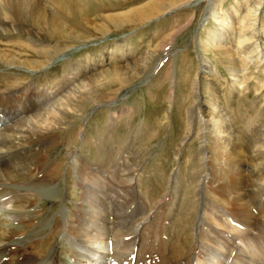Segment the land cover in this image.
<instances>
[{
  "label": "rangeland",
  "instance_id": "1",
  "mask_svg": "<svg viewBox=\"0 0 264 264\" xmlns=\"http://www.w3.org/2000/svg\"><path fill=\"white\" fill-rule=\"evenodd\" d=\"M85 1L93 3V0ZM208 1H212L217 8L214 13L210 8L206 10ZM257 1L193 0L191 4L167 12L163 11L168 8L159 11L156 17L143 23L114 29L103 35L94 33L92 26L76 33L77 30H72L70 25L71 17L67 18L68 24L45 7L47 21L53 24L55 34L52 35L45 28V22L31 24V28L18 31L0 32V77L23 84L18 94L14 95L15 99H12L22 100L32 89L55 96L51 107L57 110L53 117L58 128V143L48 151L45 163L53 166L57 164V176L51 182L53 185L35 187L33 191L42 205H35V209L42 214L34 220L39 235L36 240L45 241L49 237L42 249H49L53 261L55 258L67 260L68 254L75 249L68 242L71 236L65 231L68 223L66 226L64 223L69 220V223L74 224L77 218L83 193L82 183L87 179L80 173L82 168L89 167L93 170L99 168L103 172L118 170V175L120 171L133 170V179L129 182L137 184L138 204L148 214L147 219L138 226L139 233L147 232L159 222L172 228L170 225L176 220L173 216L179 209L178 203L188 195L187 201L191 200L188 204L193 206L195 212V223L190 222L189 232L193 234L192 242H196L199 230L204 227L200 225L206 212L202 202L209 203L211 199L213 183L210 171L218 156L209 155L204 148L211 127L205 128L203 122L205 118L211 121L214 115L213 107L210 108L214 101L211 93L215 92L216 100L221 102L227 114L235 116L237 123L233 145L239 148L240 153L233 156L228 165L238 166L236 160H240V164L241 160L247 162L245 143L251 133L254 135V128L251 122L246 126L245 122L254 119L261 123L264 120V0H260L259 4ZM146 2L137 0L131 4L136 7ZM251 5L258 6L253 26L248 28L252 21L248 17L239 25L238 19L244 16L246 8ZM221 18L225 21L220 22ZM226 21L228 24H225ZM61 25L66 27L58 31L57 27ZM220 25L230 27L228 31L225 30L229 43L222 40L217 42L216 29ZM71 31L75 33L71 39L56 37L57 32ZM175 31L177 33L173 35ZM238 36L245 39L243 51H247L255 42L262 56L259 61L252 55L245 56L246 59L238 56L242 51L232 53L234 57L231 59H222V49H215L213 41L220 47L229 46L233 51ZM120 40L129 41L127 47L133 48L131 54H123L128 51L127 48L110 51V42ZM19 44L23 49H18ZM43 45L48 47L45 50L47 53L34 57L36 51L43 50L40 49ZM99 53L105 60L102 64ZM4 57L16 65H8L9 60ZM24 60H37L35 70L25 64L17 66ZM201 63H209L215 75L206 72L207 68L203 69ZM130 65H139L142 70L138 79L124 84L118 90L112 86L102 94H85L83 89L86 84L101 76L103 70L113 66L127 68ZM231 69L238 72L233 75ZM211 79L216 82L213 89L210 88ZM233 80H236L237 85H233ZM72 88L78 93L72 94ZM68 93L72 94V99L69 98L66 105L72 106L76 100H83L86 105L81 110L69 112L64 105L60 106V98H65ZM101 95L102 98H96ZM196 99L203 104L200 112L196 107ZM186 121H190L191 126L188 135L184 130ZM245 168H248L247 164ZM245 178L247 180V175ZM87 181L90 182V179ZM142 185H150V189L143 190ZM183 187L188 188L189 193L186 194ZM223 189L225 192L227 188ZM228 191L231 193L230 188ZM155 192L160 194L155 201L161 204L158 203L159 206L153 209L152 203L148 204L145 199L150 200ZM134 194H137L135 190ZM130 195L131 198H137L132 195V191ZM214 201V208L224 210L228 217H234L230 212L234 210L231 200ZM241 202L240 206L244 205L247 209L245 199ZM248 209L250 212L252 209L257 218L262 214L251 207ZM261 218L256 221L264 225ZM59 229L62 230L58 232Z\"/></svg>",
  "mask_w": 264,
  "mask_h": 264
},
{
  "label": "bare ground",
  "instance_id": "2",
  "mask_svg": "<svg viewBox=\"0 0 264 264\" xmlns=\"http://www.w3.org/2000/svg\"><path fill=\"white\" fill-rule=\"evenodd\" d=\"M136 1L93 0V3L88 4L85 0H0V32L18 31L26 27L31 28V24L45 22V28L50 30L52 35L55 34L53 24L47 21L44 12V8L48 7L51 13L58 14L68 24L70 23L67 18L71 17L70 25L72 30H77L76 33L84 27L92 26L94 33L103 35L114 29L143 23L153 16L156 17L159 11L166 8L168 9L163 12L193 2V0H147L146 3L135 7L133 6L135 4L131 3ZM259 1L256 3L259 4ZM256 5L246 8L244 16L238 19L239 25L245 17H248V20H252L248 28L253 26L258 8ZM208 9L213 13L217 10L212 1L211 3L208 1L206 10ZM219 21L225 20L221 18ZM225 24H228V21ZM63 27L66 26L61 25L57 30L61 31ZM219 27L215 35L217 42L229 43L225 37V30L228 31L230 27L227 25ZM176 33L177 31L173 35ZM73 36L75 33L72 31L56 34V37L65 39H71ZM38 37L45 39L41 35ZM244 41V38L238 36L233 51L229 46L220 47L214 41L213 45L216 46L215 49H222L221 53L224 55L221 54L222 59H231L232 53L242 51L238 56L246 59L252 55L256 61H259L262 56L255 42L251 43L247 51H243ZM110 43V51L127 48L128 51L123 54L133 52L132 47H127L129 41L120 40ZM36 48L38 47H34ZM18 49L23 47L19 44ZM40 49L43 50L36 51L34 57L47 53L45 50L48 47L43 45ZM100 55L102 56L99 53L98 57L102 64L105 60ZM4 59L9 60L8 65L15 64L8 57ZM37 63V60H24L17 66L25 64L35 70ZM200 66L203 69L207 68L206 72L209 74L215 75L211 72L209 63H201ZM231 71L233 75L238 72L232 69ZM141 72L139 65L136 67L130 65L127 68L113 66L103 70L101 76L92 80L93 85L90 82L82 89L86 91L85 94L94 92L102 94L106 88L112 86L118 90L124 84L138 79ZM15 81L0 77V264H65V262L68 264H183V261L186 262L185 264H264V225L256 221L260 217H262L260 220L264 221V120L260 121L261 123H258V120L255 122L254 119L245 122V126L251 122L254 128V135L251 133L245 143L248 151L247 162L241 160L240 164V160H236L238 166L228 165L232 162V157L240 153L239 148L233 145L237 123L235 116L227 114L221 102L216 100L215 92L211 93L214 101L210 107H213L214 115L211 121L205 118L203 122L205 128L211 127L209 136L205 138L207 142L204 148L209 155L218 156L210 171V179L213 183L211 199L208 200L209 203L202 202L206 212L200 225L204 227L199 230L196 242H192L193 234L189 232L190 222L195 223V212L193 206L188 204L191 203V200L187 201L188 195L178 203L179 209L173 216L176 220L170 225L173 229L159 222L153 224L154 226H151L147 232L139 233L138 226L142 225L148 214L138 204L137 184L129 182L133 179V170L129 168L120 171L118 175V170L103 172L104 170L100 171L99 168L93 170L94 168L89 167L82 168L80 173L81 176H87V179L82 183L83 193L80 197L77 218L74 224L69 223V220L64 223L65 226L68 223L65 231L71 236L68 242L75 249L68 254L67 260L63 258L60 261L55 258L53 261L49 249H42L49 237H44L45 241L36 240L39 235L34 220L42 214L35 209V205L38 207L42 205L40 198L33 191L35 187L53 185L51 182H54L57 176V164L53 166L45 163L48 151L58 143V128L53 117L57 110L51 107L52 98L55 96L32 89L26 90L28 92L24 93L22 100H13L12 98L18 94L23 85ZM214 83L216 82L212 80L211 89ZM236 83V80H233V85ZM71 92L78 93L73 88ZM72 94L68 93L65 98H60V106L64 105L69 112L81 110L86 105L83 100H76L72 106L66 105V101L72 99ZM102 97V95L96 96L98 99ZM197 104L196 107L200 112L203 104L198 100ZM185 125L184 130L188 135L191 129L190 121H186ZM246 164L248 168H245ZM220 166L222 167L219 168ZM88 179L90 182L87 181ZM141 187L143 190L150 189V185ZM223 187L227 188L225 192ZM228 188L231 189V193ZM134 190L137 194H134ZM183 190L186 194L189 193L188 188L183 187ZM130 191L137 197L136 199L131 198ZM159 195L155 192L154 197L145 201L148 204L152 203L151 207L154 209L159 203L155 201ZM241 198L247 202L246 207L259 210L262 214L257 218L252 209L250 212L244 205L240 206ZM226 199L231 200V205H234L233 212L230 211L234 216L232 218L228 217L224 210L214 208L216 204L214 200L222 202ZM195 202L194 204L197 203ZM140 203L144 205L142 201ZM178 205L176 203L177 207ZM225 210L229 211L227 208ZM61 230L59 229L58 232ZM163 234L165 237H162ZM106 258H109V261H106Z\"/></svg>",
  "mask_w": 264,
  "mask_h": 264
}]
</instances>
